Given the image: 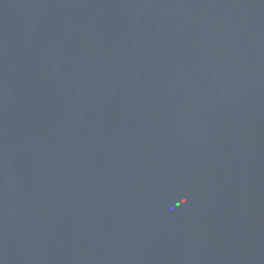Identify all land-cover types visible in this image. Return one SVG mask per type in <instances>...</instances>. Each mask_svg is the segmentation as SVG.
<instances>
[{"label": "water", "instance_id": "water-1", "mask_svg": "<svg viewBox=\"0 0 264 264\" xmlns=\"http://www.w3.org/2000/svg\"><path fill=\"white\" fill-rule=\"evenodd\" d=\"M0 264H264V0H0Z\"/></svg>", "mask_w": 264, "mask_h": 264}]
</instances>
